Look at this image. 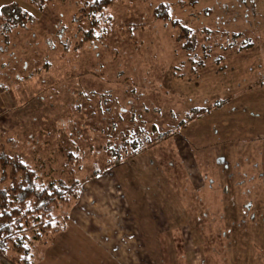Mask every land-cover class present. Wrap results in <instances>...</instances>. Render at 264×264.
<instances>
[{"label": "rangeland", "instance_id": "1", "mask_svg": "<svg viewBox=\"0 0 264 264\" xmlns=\"http://www.w3.org/2000/svg\"><path fill=\"white\" fill-rule=\"evenodd\" d=\"M163 3L172 19L198 33L194 51L182 49L179 28L155 18ZM10 5L31 20L0 33V145L21 156L40 181H83L79 197L56 214L79 212L80 221L101 223L97 217L103 212L110 227L130 226L123 215L139 209L157 211L166 220L170 208L149 196L181 195L167 182L174 185L183 177L247 180L233 192L238 194L254 178L253 192L264 193V120L257 121L264 106V0H117L104 10L95 38L85 43L89 26L75 0L54 1L43 10L26 0H0V9ZM203 29L214 35L206 39L199 33ZM223 33H244L236 49L252 46L228 49L231 40ZM208 44L213 49L204 59ZM218 99L238 103L237 109L230 112L228 101L181 131L172 130L186 111ZM142 125L172 131L138 156L107 168L108 149H117L126 131ZM219 156L230 167L215 164ZM181 204L187 209L185 201ZM55 236L50 242L64 247Z\"/></svg>", "mask_w": 264, "mask_h": 264}, {"label": "crops", "instance_id": "2", "mask_svg": "<svg viewBox=\"0 0 264 264\" xmlns=\"http://www.w3.org/2000/svg\"><path fill=\"white\" fill-rule=\"evenodd\" d=\"M236 104H229L230 112L237 109L234 108ZM262 112L257 121L264 120V106ZM212 130L217 137L216 128ZM224 162L223 156H219L215 164L230 167ZM261 168L264 169V163ZM260 177L264 181V173ZM175 179L174 185L170 181L167 184L170 188L176 187L174 192L181 195L159 193L149 196L153 202L166 204L165 210L170 208L173 212L176 208L174 214L166 212V220L157 211L148 214L139 209L129 212L127 218L123 215V223H130V226L119 222L116 227H110V224H104L109 219L106 220L103 212L97 217L101 223H95L82 222L79 212L71 211L67 229L63 231L66 236L58 237L62 232L55 236L56 240L63 239L64 247L49 242L41 247L34 264H264V193L253 192L254 178L248 179L250 185L243 190L246 193L239 194L233 192L247 180L242 179L237 184L233 177L222 182L220 177L208 175L193 181L188 177ZM182 185H188V190L197 195L185 194ZM261 188L264 191V182ZM181 201L187 203V209ZM190 201L193 205H189ZM238 202L242 203V210H238ZM136 217L140 220H135ZM131 218L133 222H129ZM73 220L75 223L71 225Z\"/></svg>", "mask_w": 264, "mask_h": 264}, {"label": "trees", "instance_id": "3", "mask_svg": "<svg viewBox=\"0 0 264 264\" xmlns=\"http://www.w3.org/2000/svg\"><path fill=\"white\" fill-rule=\"evenodd\" d=\"M36 9L43 10L54 1L59 0H26ZM81 6L83 18L87 19L89 28L84 33V41L95 38V31L99 28L104 10L117 0H75ZM155 18L171 22L179 28V39L182 49L192 52L197 47V35L188 24L174 20L170 15V6L160 4L156 7ZM31 20L29 13L17 5L5 6L0 9V33L8 34L17 28L26 25ZM197 32V31H196ZM210 39L213 31L203 29ZM214 35V33H213ZM218 35V34H217ZM228 40V49L238 51L252 46L241 45L238 49L236 42L244 37V33H223ZM237 40V41H236ZM244 43V42H243ZM242 43V44H243ZM213 49L205 45L203 58H208ZM216 65L221 63L223 56L217 58ZM3 91L0 88V92ZM229 100L218 99L210 107H195L186 111L182 119L172 129L175 133L181 131L187 124L198 120L211 112L213 108H220ZM171 129L162 131L156 125L148 130L144 125L126 131L123 135V144L117 149H108L107 168L128 161L145 150L156 145L159 141L171 134ZM12 142V141H10ZM71 164L73 157L69 154ZM8 170L10 172L8 173ZM101 171L96 169L95 176ZM38 172L31 167L21 156L9 155L0 145V264H34L37 247L49 244L51 238L67 229L69 215L56 214V211L67 205L71 199L80 195L83 181L73 179L70 183L52 179L48 182L40 181Z\"/></svg>", "mask_w": 264, "mask_h": 264}]
</instances>
